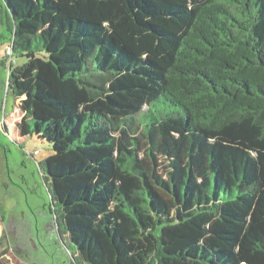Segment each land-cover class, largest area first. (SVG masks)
<instances>
[{
  "label": "trees",
  "instance_id": "obj_1",
  "mask_svg": "<svg viewBox=\"0 0 264 264\" xmlns=\"http://www.w3.org/2000/svg\"><path fill=\"white\" fill-rule=\"evenodd\" d=\"M4 1L82 262L264 264V0Z\"/></svg>",
  "mask_w": 264,
  "mask_h": 264
},
{
  "label": "rangeland",
  "instance_id": "obj_2",
  "mask_svg": "<svg viewBox=\"0 0 264 264\" xmlns=\"http://www.w3.org/2000/svg\"><path fill=\"white\" fill-rule=\"evenodd\" d=\"M2 4L5 5L4 0H0ZM9 16L14 30L10 12ZM11 35L3 11L0 18V264H85L70 242L60 208L52 198V179L46 165L52 146L37 135L24 139L19 132L24 113L21 100L8 88L10 60L5 53L13 43ZM14 60L15 66L27 62L17 52ZM161 257L160 252L153 264H160Z\"/></svg>",
  "mask_w": 264,
  "mask_h": 264
},
{
  "label": "crops",
  "instance_id": "obj_3",
  "mask_svg": "<svg viewBox=\"0 0 264 264\" xmlns=\"http://www.w3.org/2000/svg\"><path fill=\"white\" fill-rule=\"evenodd\" d=\"M3 11H4V7H2V5H0V18H1V15H2ZM4 13H5V16H6V19H7V24L9 26V29L11 30L10 19L8 18L9 16H8L6 11H4Z\"/></svg>",
  "mask_w": 264,
  "mask_h": 264
},
{
  "label": "built area",
  "instance_id": "obj_4",
  "mask_svg": "<svg viewBox=\"0 0 264 264\" xmlns=\"http://www.w3.org/2000/svg\"><path fill=\"white\" fill-rule=\"evenodd\" d=\"M12 50H13V47L12 45L10 44L7 49L5 50V53L8 57H11L12 56Z\"/></svg>",
  "mask_w": 264,
  "mask_h": 264
}]
</instances>
